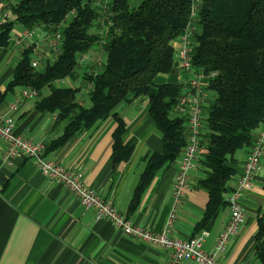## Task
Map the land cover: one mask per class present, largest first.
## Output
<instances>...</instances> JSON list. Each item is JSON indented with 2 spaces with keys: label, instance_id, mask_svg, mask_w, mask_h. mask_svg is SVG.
Instances as JSON below:
<instances>
[{
  "label": "trees",
  "instance_id": "1",
  "mask_svg": "<svg viewBox=\"0 0 264 264\" xmlns=\"http://www.w3.org/2000/svg\"><path fill=\"white\" fill-rule=\"evenodd\" d=\"M194 1L198 27L191 48L192 66L215 76L204 88L212 95V103L202 121L199 163L205 176L197 182V188L207 193L208 202L191 238L207 231L227 207L224 198L235 177L228 163L237 152L252 146L264 124V0ZM97 2L16 0L10 7L12 20L0 25V48L11 44L15 25L30 31L40 27L54 31L62 25V44L53 61L41 69L31 65L32 49L25 50L7 92L16 88L36 91V110L56 114V124H65L51 149L113 118L117 124L111 155L114 169L130 158L136 145L134 139L122 143L126 129L115 109L121 103L146 97L163 151L140 160L145 167L129 204V213H133L158 172L172 165L187 143L184 120L175 112L183 88L158 84L156 79L175 72L172 46L189 20L192 0H141L136 7H130L131 0H111L103 35ZM95 47L104 60L95 73L83 67L82 81L89 86L85 96L90 102L85 107L79 100L81 87L58 83L76 80L79 58ZM5 95L0 93V104ZM263 238L264 223H260L255 251L264 264Z\"/></svg>",
  "mask_w": 264,
  "mask_h": 264
},
{
  "label": "crops",
  "instance_id": "2",
  "mask_svg": "<svg viewBox=\"0 0 264 264\" xmlns=\"http://www.w3.org/2000/svg\"><path fill=\"white\" fill-rule=\"evenodd\" d=\"M6 1H0V11L4 10ZM11 20V15H8L7 22ZM39 30L38 37L33 30V39L18 47L13 44V40L25 29L16 28L11 44L0 48V93H6L0 104V113L13 119L17 135L41 145L46 160L73 173H80L85 185L107 200L129 222L155 233L163 231L173 203L172 189L180 155L172 165L158 172L142 196L138 208L133 213L128 210L145 167V163L140 160L163 151L156 124L148 113L149 102L146 97L121 103L115 109L126 129L122 143L131 139L136 141L130 158L115 169L111 155L113 133L117 124L113 118L109 117L96 129L74 136L61 147L51 149L53 142L63 134L65 126L56 124V114L37 111V99L22 101L16 112L10 110V106L24 89L16 88L7 92V86L13 80L14 69L22 59L23 52L33 48L31 62L41 59L40 69L55 58L45 48L53 31L41 27ZM177 47L174 42L172 48L175 72L172 76L160 75L156 83H184L186 76L179 66ZM87 55L90 60L85 62L84 68L89 73L97 72L99 66L94 60L100 56V50L97 54ZM208 82L203 80L202 86L205 88ZM46 95L45 91L44 96ZM210 96L212 95L207 94L205 99L202 121L207 117L211 104L207 100ZM249 150L250 148H245L237 152L233 156V162L228 163L235 175L241 172ZM4 152L5 145L0 141V264H167L168 252L163 248L125 237L109 222L98 220L93 211L82 207L56 181L45 178L31 161L21 158L5 160ZM198 163L190 174L189 191L171 226L170 236L174 239L191 238L196 233L197 223L205 214L208 195L197 188V182L202 179L195 173ZM228 187L231 192L235 187L234 181ZM240 205L243 223L237 235L230 239L226 251L222 254L214 253L217 237L229 221L228 207L222 209L206 231L208 237L203 250L214 255L220 264H263L256 254L255 241L260 232V223H264V153L260 167L253 177L252 189L240 199ZM261 243L264 245V238ZM182 264L196 263L189 260Z\"/></svg>",
  "mask_w": 264,
  "mask_h": 264
},
{
  "label": "built area",
  "instance_id": "3",
  "mask_svg": "<svg viewBox=\"0 0 264 264\" xmlns=\"http://www.w3.org/2000/svg\"><path fill=\"white\" fill-rule=\"evenodd\" d=\"M111 0H98L102 21L100 22V34L103 35L108 22V12ZM16 0H7L3 11H0V25L7 23V16L11 15L10 7ZM198 5L192 0L189 20L182 34L175 41L177 43V59L182 73L186 76L182 95L178 98L175 112L184 120L187 131V143L180 154L177 173L175 176L172 198L173 203L169 211L166 227L159 233L152 232L142 226L134 225L118 213L113 206L102 199L98 194L92 192L84 183L80 173H73L64 167L46 160L43 157L41 145L17 135L14 131V121L10 116L0 113V141L5 145L4 159H26L31 161L37 170L48 180L56 181L79 204L86 210L95 213L98 220L109 222L116 230L125 237L138 240L144 243L160 246L168 252L167 264H182L185 261H194L196 264H220L214 255H209L203 250V244L208 237L206 231L200 232L193 238L186 240L174 239L170 236V230L177 218V211L182 204L190 188V174L196 169L199 156L202 150L201 134L203 131L202 112L207 93L202 86L203 80L210 81L215 74H206L202 69L192 66L191 48L194 35L197 32ZM62 25L55 28L52 37L45 44L46 51L54 56L60 52L62 36L60 30ZM34 36L33 30H25L19 35L13 44L22 46L29 43ZM33 49V48H32ZM36 49H34L35 51ZM102 52L94 62L100 66L103 62ZM90 60V57L82 55L79 58L80 64ZM41 59H36L31 63L35 69H40ZM38 94L31 89H23L20 97L14 100L10 106L12 112L18 111L22 101L36 100ZM264 153V124L257 131L254 142L250 147L249 154L243 163L241 172L235 175L234 189L228 194L224 202L230 211V217L224 230L218 235L214 253L222 254L226 251L230 239L237 235L239 227L243 223L242 208L240 199L252 189V180L258 171Z\"/></svg>",
  "mask_w": 264,
  "mask_h": 264
},
{
  "label": "rangeland",
  "instance_id": "4",
  "mask_svg": "<svg viewBox=\"0 0 264 264\" xmlns=\"http://www.w3.org/2000/svg\"><path fill=\"white\" fill-rule=\"evenodd\" d=\"M140 2H141V0H135V1L134 0H131L130 7H136ZM16 28L21 29L22 27L20 25H15V28L14 29H16ZM39 29L40 28L35 29L36 37H38L40 35V30ZM12 37H13V34H12ZM97 51H98L97 50V47H95V48H93L90 51V53L94 55V54H97ZM102 60H104V57L103 56H102ZM84 66H86V63L81 64V66H80V68L78 70L79 77L76 80L65 79L64 81L59 82L58 85L59 86H62V87H69V88L70 87H72V88H79V87H81L83 89V91L79 95L80 102L83 104V106L89 107L90 102H89V100L87 98V95L85 96V94L87 92V88L89 86L88 85L87 86H84L85 84H83V81H82V73L85 72V71H83V67ZM89 67H91V66H89ZM211 98H212V96H210V98L207 101L208 102L211 101V103H212V99ZM195 173L198 174V176H201L202 178H204L205 171L203 170V168H202V166H201L200 163H198V170Z\"/></svg>",
  "mask_w": 264,
  "mask_h": 264
}]
</instances>
